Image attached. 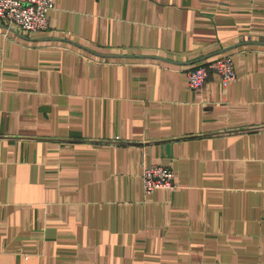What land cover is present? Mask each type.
I'll return each instance as SVG.
<instances>
[{
	"label": "crops",
	"instance_id": "1",
	"mask_svg": "<svg viewBox=\"0 0 264 264\" xmlns=\"http://www.w3.org/2000/svg\"><path fill=\"white\" fill-rule=\"evenodd\" d=\"M53 2L0 23V264H264V0Z\"/></svg>",
	"mask_w": 264,
	"mask_h": 264
},
{
	"label": "built area",
	"instance_id": "2",
	"mask_svg": "<svg viewBox=\"0 0 264 264\" xmlns=\"http://www.w3.org/2000/svg\"><path fill=\"white\" fill-rule=\"evenodd\" d=\"M53 8V0H0V23L8 30L15 29L22 33L46 31L49 28L48 13ZM210 73L217 74L222 86L227 88L236 79L233 55L225 54L208 64L191 69L187 73L189 87L202 88ZM141 180L146 196L157 189L177 188L174 171L160 165L144 166Z\"/></svg>",
	"mask_w": 264,
	"mask_h": 264
}]
</instances>
